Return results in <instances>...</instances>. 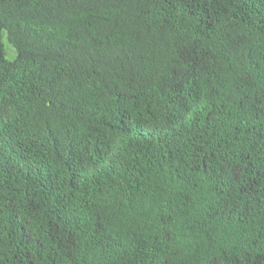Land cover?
Returning a JSON list of instances; mask_svg holds the SVG:
<instances>
[{
	"label": "trees",
	"instance_id": "16d2710c",
	"mask_svg": "<svg viewBox=\"0 0 264 264\" xmlns=\"http://www.w3.org/2000/svg\"><path fill=\"white\" fill-rule=\"evenodd\" d=\"M0 264H264V0H0Z\"/></svg>",
	"mask_w": 264,
	"mask_h": 264
},
{
	"label": "rangeland",
	"instance_id": "374dc122",
	"mask_svg": "<svg viewBox=\"0 0 264 264\" xmlns=\"http://www.w3.org/2000/svg\"><path fill=\"white\" fill-rule=\"evenodd\" d=\"M6 47L8 50L11 49V45H9V44Z\"/></svg>",
	"mask_w": 264,
	"mask_h": 264
}]
</instances>
